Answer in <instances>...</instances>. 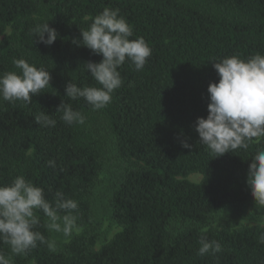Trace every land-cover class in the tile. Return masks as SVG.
Listing matches in <instances>:
<instances>
[{
	"label": "trees",
	"instance_id": "16d2710c",
	"mask_svg": "<svg viewBox=\"0 0 264 264\" xmlns=\"http://www.w3.org/2000/svg\"><path fill=\"white\" fill-rule=\"evenodd\" d=\"M105 7L119 10L133 28L130 39L142 37L151 56L139 72L125 63L111 103L92 110L83 98L65 97V86L72 80L99 87L84 64L102 56L73 41ZM43 23L58 33L50 46L33 33ZM257 53L264 54V0H0V74L18 72L13 60L25 59L51 75L50 86L31 104L0 101V184L23 175L49 201L62 191L78 202L82 228L55 251L39 245L14 256L0 242V252L13 264H264V225H213L233 207L264 215L247 184L252 156L264 141L214 157L195 131L197 118L208 115V86L219 81L213 61ZM62 101L85 123L61 120L56 110ZM41 111L52 115L55 127L35 122ZM103 129L113 136L121 162L111 199L120 230L98 248L92 223L108 157ZM184 140L193 147L183 148ZM49 160L56 161L55 170ZM192 173L202 179L190 180ZM38 214L36 230L51 240ZM202 237L220 242L223 251L197 255Z\"/></svg>",
	"mask_w": 264,
	"mask_h": 264
},
{
	"label": "clouds",
	"instance_id": "9594fccd",
	"mask_svg": "<svg viewBox=\"0 0 264 264\" xmlns=\"http://www.w3.org/2000/svg\"><path fill=\"white\" fill-rule=\"evenodd\" d=\"M33 33L46 46L52 45L58 36L49 23L37 24ZM80 34L82 39L73 43L102 56L99 63L89 61L84 64L99 87H79L71 80L65 86V97L73 101L83 98L92 110H101L111 103L112 93L123 84L119 69L129 63L135 71H142L151 56V48L142 37L130 39L132 26L119 15L118 9L109 7L92 18L87 30H80ZM13 64L18 72L0 74V101L31 104L33 96L50 86V72L29 64L25 59H14ZM213 67L219 81L208 86V115L197 118L195 131L199 143L205 145L214 157H220L247 150L250 144L264 141V54L257 53L247 59L237 55L225 57L213 61ZM56 112L61 113L60 119L67 125L85 123L86 117L64 101ZM34 119L41 127L56 125L52 115L44 111ZM181 144L185 149L193 147L186 140ZM47 166L55 170L56 161H47ZM247 184L255 205L264 210V149L257 150L252 156ZM78 207V202L66 197L62 191H56L53 201H49L43 188L18 175L10 184H0V242L8 245L14 256H27L39 245L55 251V241L36 230L41 225L38 213L46 218L43 226L49 232L70 237L74 231H79ZM259 242L264 244V232L260 234ZM199 243L197 255L201 257L223 251L222 244L216 240L202 237ZM0 264H13L11 256L0 252ZM32 264H36L35 259Z\"/></svg>",
	"mask_w": 264,
	"mask_h": 264
},
{
	"label": "rangeland",
	"instance_id": "374dc122",
	"mask_svg": "<svg viewBox=\"0 0 264 264\" xmlns=\"http://www.w3.org/2000/svg\"><path fill=\"white\" fill-rule=\"evenodd\" d=\"M101 135L105 137L107 142L108 157L105 168L100 174L98 185L94 196V218L93 228L98 234L97 247L100 248L108 242L119 230L120 226L113 217L111 199L113 194V184L116 180L119 171L120 158L117 153L113 136L106 129L100 130ZM201 173H192L188 178L192 181L199 182L202 179ZM264 220V215L259 214L258 210L253 207L244 208H229L222 210L213 222L216 227L230 224L239 226L242 224H261ZM79 227V226H78ZM74 231L70 237H65L63 233L51 232V240L56 243V248H60L64 243L69 241L72 236L79 233Z\"/></svg>",
	"mask_w": 264,
	"mask_h": 264
}]
</instances>
